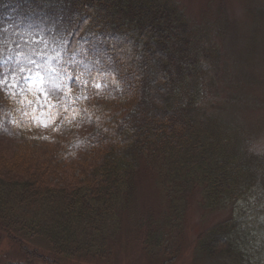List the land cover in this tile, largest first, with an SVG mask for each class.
<instances>
[{"label": "trees", "instance_id": "obj_1", "mask_svg": "<svg viewBox=\"0 0 264 264\" xmlns=\"http://www.w3.org/2000/svg\"><path fill=\"white\" fill-rule=\"evenodd\" d=\"M222 20L194 24L176 0H0V135L17 145L0 149V231L22 264L108 261L141 176L166 204L136 215L141 251L173 258L196 200L225 212L199 254L264 264V155L207 109Z\"/></svg>", "mask_w": 264, "mask_h": 264}, {"label": "rangeland", "instance_id": "obj_2", "mask_svg": "<svg viewBox=\"0 0 264 264\" xmlns=\"http://www.w3.org/2000/svg\"><path fill=\"white\" fill-rule=\"evenodd\" d=\"M176 1L188 20L194 24L200 22L212 24L217 20L218 15L222 14L224 20L220 27L222 31L217 38L212 39L213 46H207L211 52L208 57L210 59L207 85L210 84L211 88L207 90V109L211 116H218L217 118L222 121L249 132L253 138L251 147L258 155H264V104L262 103L264 101V0ZM255 10H260L262 13L255 14L253 12ZM213 51L215 54L211 57ZM140 56L142 54L139 53V58ZM39 81L38 74L26 78L28 85ZM236 92L241 96L235 95ZM10 140H14L12 135H0V149L4 148L8 151L7 155L9 152L10 154L15 152L17 146L16 142L10 143L12 142ZM152 181V176L140 178L135 197L136 215L150 209L159 212L166 208L163 195L155 185H152ZM224 214L225 212L222 211L208 213L196 205V200L194 204L192 202L185 214L179 239L180 250L179 252L173 250L175 256L164 264H227V258L223 256L210 259L202 256L194 245L198 235L206 227L218 223ZM136 215L125 218L108 261L107 258L102 261L61 258L58 264H162L159 257L153 254L154 257H151L145 251H141L140 245L133 239L132 232L140 221ZM139 226L142 227V223ZM26 246L28 251H37L43 257H51L45 243H26ZM24 261L26 259L20 248L0 231V264H22Z\"/></svg>", "mask_w": 264, "mask_h": 264}, {"label": "snow or ice", "instance_id": "obj_3", "mask_svg": "<svg viewBox=\"0 0 264 264\" xmlns=\"http://www.w3.org/2000/svg\"><path fill=\"white\" fill-rule=\"evenodd\" d=\"M0 83H3V81H0Z\"/></svg>", "mask_w": 264, "mask_h": 264}]
</instances>
